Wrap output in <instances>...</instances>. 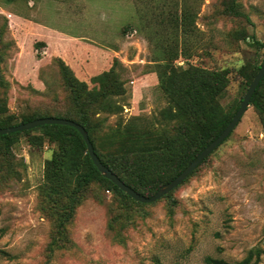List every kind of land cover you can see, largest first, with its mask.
Returning <instances> with one entry per match:
<instances>
[{"label":"rangeland","instance_id":"obj_1","mask_svg":"<svg viewBox=\"0 0 264 264\" xmlns=\"http://www.w3.org/2000/svg\"><path fill=\"white\" fill-rule=\"evenodd\" d=\"M229 1L0 0V99L7 101L6 115L19 121L24 114L60 115L72 108L60 58L45 55L40 64L35 57H42L40 43L37 52L19 55L18 41L25 48L34 37L23 20L32 15L36 23L69 38L103 44L111 54L110 67L117 59L115 69L126 83L123 118L159 116L167 137L159 138L157 148L166 140L186 143L194 123H184L177 109L166 120L162 111L167 101L157 74L156 80L142 79L154 72V65L144 61L162 57L166 49L178 53V68L227 71V90L216 108L231 113L264 60V0L238 1L249 21L229 15ZM15 14L21 16L17 24ZM254 38L263 46L252 44ZM88 85L96 86L91 81ZM116 121L110 117L108 124ZM180 126L191 129L189 134L182 135ZM39 135L20 136L9 163L0 155V264H205L208 256L238 262L256 249L261 254L251 264H264V121L253 105L226 141L169 197L135 203L93 184L79 199L67 234L53 246L73 184L68 181L59 195L46 191L45 168L57 146L41 143ZM97 137L99 150L111 161L124 153L115 140L102 133ZM139 151L128 148L127 160L119 161L128 180L145 189L156 177L169 176L166 163Z\"/></svg>","mask_w":264,"mask_h":264},{"label":"trees","instance_id":"obj_2","mask_svg":"<svg viewBox=\"0 0 264 264\" xmlns=\"http://www.w3.org/2000/svg\"><path fill=\"white\" fill-rule=\"evenodd\" d=\"M238 1L230 0L225 6L226 12L231 16L245 18L249 21L248 15L241 9ZM188 18L189 14H184L183 30L185 35L189 29ZM252 44L258 47L263 46L255 38L252 40ZM177 58L178 53H167L165 49L162 57L160 56L151 61L154 65V72L157 74L159 89L167 101V110L164 109L162 111L163 116H167L166 120L171 121L174 118V109H177L180 117L184 119V123H194L196 127L192 137L190 139L187 138L186 143L190 144V150L187 152L184 151L186 147L184 142L178 143L166 140L163 146L155 147L161 136L167 137V127L161 121H158L159 116L145 117L139 115L127 120L123 118L125 104L121 100L125 97L127 90L125 81L121 79L115 69V66L119 64L117 59L114 60V65L108 71L91 79V83L96 84L92 89L89 88L87 82L78 79L63 60L58 59L64 85L69 90L72 98V108L60 115H48L37 112L24 114L21 120L16 121L14 116L6 115L8 110L7 101L0 99V128L12 127L48 117L75 121L86 129L96 154L106 167L115 173L126 185L141 195L152 197L161 186L175 179L224 131L240 107L239 105L231 113L226 114L219 113L216 108L219 98L227 90L229 80L227 71L208 70L193 65L186 69L178 68L174 65V61ZM261 65L256 67L253 77L247 84L248 88L258 74ZM250 104L254 106L264 121V77L258 85ZM98 115H105L104 119H95ZM113 116L117 117V121L114 125H109L108 120ZM179 130L182 135H187L191 129L180 126ZM34 132L40 133L41 143L48 140L57 146L54 158L52 161L47 162L45 168L46 191L50 195H59L61 193L60 189H65L68 181L71 180L73 184V189L67 196L69 201L65 206V215L62 216L57 225V236L52 241V246L59 241L58 239L64 238L65 234H67V225L75 215L79 199L87 193L93 184H100L108 191H112L135 203H140L102 176L88 154L82 135L77 129L70 126L44 125L28 131L0 135V155L3 153L2 158L9 163L13 157L11 147L16 143L17 139L20 136L31 138ZM101 133L107 139L115 140L113 143H119L121 145L119 148H122L124 153L130 148L135 152L141 149L142 151L139 152L145 153L149 157L157 156L169 166L167 173L169 176L165 179L156 177L157 179H154L150 187L142 189L137 183L125 177L123 170L125 164L119 162L127 160L124 153L120 156H115L114 161H111L107 155L99 150L97 145L99 138L97 135ZM179 154L183 155L180 160L175 158ZM172 192L163 198L169 197ZM260 254L261 251L259 249L252 250L243 260L238 262H229L208 256L205 258V264H251L254 256L257 261Z\"/></svg>","mask_w":264,"mask_h":264},{"label":"crops","instance_id":"obj_3","mask_svg":"<svg viewBox=\"0 0 264 264\" xmlns=\"http://www.w3.org/2000/svg\"><path fill=\"white\" fill-rule=\"evenodd\" d=\"M12 18L14 23L17 24L19 22L18 20L21 19V16L15 14ZM23 20L25 21V27L33 32L34 37H32V43L30 45L26 44L25 48L21 43L22 39L18 41L20 47L19 55L24 52H37V44L40 43L43 47L41 53L42 57L35 55L40 64L46 62L47 59L44 57L45 55L58 57L72 69L78 79L87 83L90 82L93 77L108 71L112 67H110V51L106 49L103 44L94 43L79 37L69 38L66 34L53 31L52 29H48L47 27L36 23L33 20L32 15L28 17L26 16ZM144 64L153 65V62L151 60H145ZM155 75V72L148 71L142 79L147 77V79L155 78L156 80ZM139 86L140 84L138 83L136 87L138 88ZM135 106L136 104H134V107Z\"/></svg>","mask_w":264,"mask_h":264},{"label":"water","instance_id":"obj_4","mask_svg":"<svg viewBox=\"0 0 264 264\" xmlns=\"http://www.w3.org/2000/svg\"><path fill=\"white\" fill-rule=\"evenodd\" d=\"M263 77H264V60L258 74L250 84L240 104L239 109L235 113L231 122L224 129V131L212 143H210L175 179L161 186L152 197H146L141 195L133 188L126 185L115 173H113L108 167H106L101 162L98 155L96 154L94 146L91 143L89 134L86 131V129L75 121L64 118H55V117L40 118L16 126L0 128V135H8L17 132L28 131L44 125H65V126L73 127L77 129L79 133L82 135L87 146L88 154L90 155L93 163L95 164L98 171L102 174L104 178L110 180L119 189H121L124 193L129 195L137 202L144 204L155 203L156 201L160 200L161 198H163L164 196L168 195L170 192L178 188L196 170V168L199 165H201L212 154V152L229 137V135L237 127L241 118L243 117L244 113L249 107L251 99Z\"/></svg>","mask_w":264,"mask_h":264}]
</instances>
